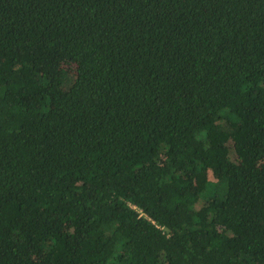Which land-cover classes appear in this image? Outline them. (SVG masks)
<instances>
[{"label": "trees", "instance_id": "16d2710c", "mask_svg": "<svg viewBox=\"0 0 264 264\" xmlns=\"http://www.w3.org/2000/svg\"><path fill=\"white\" fill-rule=\"evenodd\" d=\"M0 264H264V0H0Z\"/></svg>", "mask_w": 264, "mask_h": 264}, {"label": "rangeland", "instance_id": "374dc122", "mask_svg": "<svg viewBox=\"0 0 264 264\" xmlns=\"http://www.w3.org/2000/svg\"><path fill=\"white\" fill-rule=\"evenodd\" d=\"M212 176V175H211ZM210 175L208 176L209 178H212Z\"/></svg>", "mask_w": 264, "mask_h": 264}]
</instances>
